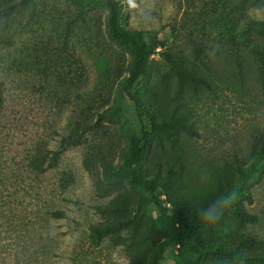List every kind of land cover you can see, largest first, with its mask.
<instances>
[{"label":"rangeland","instance_id":"rangeland-1","mask_svg":"<svg viewBox=\"0 0 264 264\" xmlns=\"http://www.w3.org/2000/svg\"><path fill=\"white\" fill-rule=\"evenodd\" d=\"M121 2L125 28L162 41L137 88L152 125L138 171L168 209L234 194L198 232L206 253L189 247L197 264H264V52L237 29L264 19V0ZM204 7L221 17L190 23ZM107 16L103 2L0 0V264H22L23 235L46 244L38 264H152L167 237L120 176L138 133L122 92L134 56Z\"/></svg>","mask_w":264,"mask_h":264},{"label":"trees","instance_id":"trees-1","mask_svg":"<svg viewBox=\"0 0 264 264\" xmlns=\"http://www.w3.org/2000/svg\"><path fill=\"white\" fill-rule=\"evenodd\" d=\"M77 11L83 8L93 6L98 2H103L108 10L107 27L108 33L117 43L131 48L134 61L128 75L122 81V92L132 103L135 111V117L138 125V133L132 140L131 147L125 157L120 176H122L129 186L137 191L145 193L143 203L151 206L154 216L149 217V223L152 229L167 234V237L158 245L152 264H163L165 253L168 248L177 250V261L180 264H197L198 258L205 251L204 244L200 245L198 232L201 227L208 223L201 220L198 210L192 205L174 206L168 209L161 198L156 183L141 174L137 166L143 159L152 136L151 115L140 99L137 88L142 78L147 74L148 62L150 56L162 44L160 39L155 36L146 37L142 32L133 31L125 28L121 24L123 5L121 0H70ZM264 3V2H263ZM209 16L221 17L218 13L210 11L207 7L194 13L189 17L190 23H196ZM238 21L234 23L237 24ZM232 24V23H231ZM237 29L253 30L251 37H244L243 43L246 47H252L257 52H264V45L258 44L256 31H264V19H258L251 16L245 25H239ZM242 33V32H241ZM261 147L263 148L262 144ZM243 165V163H242ZM53 216L60 217L63 212L54 210L50 213ZM193 240L198 243L200 255L192 256L189 247L193 245ZM203 251V252H202ZM47 252L45 243L36 242L27 235L21 239L22 264H38L41 255ZM216 252H219L217 250Z\"/></svg>","mask_w":264,"mask_h":264},{"label":"clouds","instance_id":"clouds-1","mask_svg":"<svg viewBox=\"0 0 264 264\" xmlns=\"http://www.w3.org/2000/svg\"><path fill=\"white\" fill-rule=\"evenodd\" d=\"M234 194L217 198L207 203L206 206H201L198 209L199 216L206 223H215L219 220L223 213V209L233 198Z\"/></svg>","mask_w":264,"mask_h":264}]
</instances>
